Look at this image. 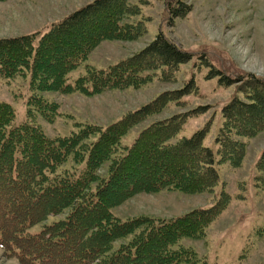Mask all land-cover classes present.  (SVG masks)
I'll list each match as a JSON object with an SVG mask.
<instances>
[{"label":"trees","instance_id":"trees-1","mask_svg":"<svg viewBox=\"0 0 264 264\" xmlns=\"http://www.w3.org/2000/svg\"><path fill=\"white\" fill-rule=\"evenodd\" d=\"M187 11L177 4L170 15ZM138 13L128 0H91L44 32L0 37V77H23L28 91V119L22 122L14 123L13 108L0 101V247L22 264H206L182 240L206 235L230 200L224 188L209 206L169 218L121 219L111 208L136 193L213 192L220 182L216 166L236 167L244 156V144L234 136L264 130V79L247 74L237 80L245 100L233 97L221 107L214 148L204 144L210 121L190 136H178L194 110L152 121L129 144L123 142L134 126L192 92L191 79L104 127L77 124L68 135L50 138L32 120L33 113L49 120L57 115V104L46 100L44 91L94 95L140 87L158 69L162 78H171L192 58L160 31L130 56L107 67L86 62L72 76L103 40L143 36V20H126ZM69 158L73 164L64 166ZM104 164L106 173L100 175ZM256 166L264 169V149ZM66 209L63 218L44 223Z\"/></svg>","mask_w":264,"mask_h":264},{"label":"rangeland","instance_id":"rangeland-1","mask_svg":"<svg viewBox=\"0 0 264 264\" xmlns=\"http://www.w3.org/2000/svg\"><path fill=\"white\" fill-rule=\"evenodd\" d=\"M91 0H4L0 1V37L32 32H44L52 23ZM139 13L126 18L143 20L146 33L135 40H103L88 59L72 71L75 77L85 63L107 67L146 46L162 32L192 58L182 63L173 76L164 79L157 70L150 81L140 87L106 90L94 95L77 92L44 91L42 96L57 104L53 120L33 113L32 120L50 138L68 135L77 124L100 126L120 118L151 101L159 93L177 90L191 79L195 89L178 101L167 103L159 112L134 126L124 137L129 144L135 134L152 121L171 115L191 112L180 136H190L210 121L204 144L214 148L213 138L222 121L220 109L233 97L245 100L237 80L247 74L264 79V0H128ZM183 5L186 13L172 17L170 10ZM152 75V72H150ZM27 81L15 76L0 77V101L14 110V123L27 117ZM242 141L245 153L238 166L229 162L216 166L220 182L213 192L188 194L163 189L153 193H136L111 211L121 219L138 215L174 217L196 207H207L219 195L221 188L230 194L223 211L207 227L199 239L184 238L182 244L195 249L206 264H264V169L257 160L264 149V130L250 137L234 136ZM73 164L71 158L64 166ZM104 164L99 170L105 175ZM48 216L44 223L63 218ZM43 223L35 225L38 230ZM117 241L116 243H118ZM0 264H22L0 247Z\"/></svg>","mask_w":264,"mask_h":264}]
</instances>
